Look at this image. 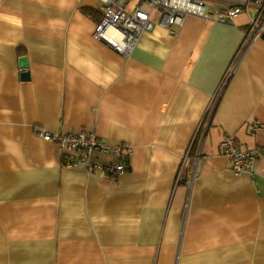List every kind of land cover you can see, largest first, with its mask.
<instances>
[{
    "label": "crops",
    "instance_id": "obj_1",
    "mask_svg": "<svg viewBox=\"0 0 264 264\" xmlns=\"http://www.w3.org/2000/svg\"><path fill=\"white\" fill-rule=\"evenodd\" d=\"M106 1L0 0V264H264L254 8L233 22L189 16L175 32L154 12L126 57L94 38ZM82 130L132 148L123 175L107 169L116 154L68 165L38 135ZM228 137L260 150L253 176L220 155Z\"/></svg>",
    "mask_w": 264,
    "mask_h": 264
},
{
    "label": "built area",
    "instance_id": "obj_2",
    "mask_svg": "<svg viewBox=\"0 0 264 264\" xmlns=\"http://www.w3.org/2000/svg\"><path fill=\"white\" fill-rule=\"evenodd\" d=\"M135 7L128 10L127 6ZM254 8V15L249 21L248 40L258 38L264 27V0H107L103 9V19L98 24L94 38L110 46L123 56H130L141 36L154 29L152 14H160V23L175 32L185 24L189 16L199 17L207 22H233L234 18L245 10ZM230 70L223 85L227 82ZM259 132L262 126L254 124ZM48 142L55 143L63 151L70 152L68 165H83L89 169L99 168L94 158L96 152L112 153L121 158V163L108 167V171L118 176L126 172L124 161L131 156L132 148L128 145L108 147L93 132L82 130L79 133L50 134L39 133ZM219 153L231 163V170L236 176L255 174V163L261 156L258 149H243L235 138L228 137L219 145Z\"/></svg>",
    "mask_w": 264,
    "mask_h": 264
},
{
    "label": "water",
    "instance_id": "obj_3",
    "mask_svg": "<svg viewBox=\"0 0 264 264\" xmlns=\"http://www.w3.org/2000/svg\"><path fill=\"white\" fill-rule=\"evenodd\" d=\"M22 68H23V69H28V64H27V60H26V59H24L23 62H22ZM21 78H22L23 80H29V78H30V73H29V71L27 70V72L22 73V74H21Z\"/></svg>",
    "mask_w": 264,
    "mask_h": 264
},
{
    "label": "trees",
    "instance_id": "obj_4",
    "mask_svg": "<svg viewBox=\"0 0 264 264\" xmlns=\"http://www.w3.org/2000/svg\"><path fill=\"white\" fill-rule=\"evenodd\" d=\"M86 11V10H85ZM89 11H86V13H88ZM89 14V13H88Z\"/></svg>",
    "mask_w": 264,
    "mask_h": 264
}]
</instances>
